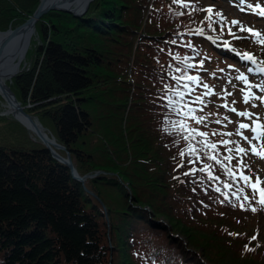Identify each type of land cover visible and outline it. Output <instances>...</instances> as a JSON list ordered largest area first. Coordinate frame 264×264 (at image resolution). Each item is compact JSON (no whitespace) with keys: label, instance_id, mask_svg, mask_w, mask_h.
<instances>
[{"label":"trees","instance_id":"obj_1","mask_svg":"<svg viewBox=\"0 0 264 264\" xmlns=\"http://www.w3.org/2000/svg\"><path fill=\"white\" fill-rule=\"evenodd\" d=\"M124 1L130 3L129 8L111 0H92L80 17L60 10L47 12L38 21L40 25L44 21H70L76 29L53 26L50 36L58 43L49 39L42 44L43 49L39 45L33 69L7 81L11 92L14 83L20 87H15L18 100L24 97L31 101L23 110L36 116L64 144L83 174L106 172H95L83 182L75 179L40 138L30 137L18 119L0 117V121L15 123L23 130L22 136L16 133V126L0 132V255H5L0 256V264H128L126 251L137 252L142 264H264V225L248 235L241 219L231 220L232 208L246 193L239 191V176L234 179L228 174L231 163L225 165L215 149L207 147L211 144L208 136L198 135L207 134V126L206 131L190 127L204 145L193 158L187 151L196 144L187 142L189 130L180 125L188 113L184 101L192 95L171 73L178 69L151 67L146 73L140 65L143 58L144 64L155 62V67H160L161 55L147 54L139 44L135 69L130 72L134 96L116 83L101 87L106 92L113 88L116 98L106 99L104 92L83 96L88 87L108 77L110 72L102 65L123 64L115 55L118 47L111 30L116 28L133 38L144 26L139 20L146 0ZM0 2V13L12 18L11 25L16 26L39 0H29L24 8L21 0ZM214 2L217 6L231 3ZM118 19L129 26L121 27ZM194 40L201 51H213L218 63L233 58L227 49L221 52L202 34L197 33ZM89 46L96 53L93 64L72 51L79 49L77 52L83 54ZM211 60L212 56L204 59ZM139 100L144 103L138 104ZM115 102L125 107L115 106ZM125 108H130L126 114ZM167 137L176 139L168 143ZM57 152L63 154L62 149ZM206 165L208 168L201 171ZM197 166L201 180L193 175L199 171ZM177 167L182 175L173 184ZM185 173L188 176H183ZM130 187L133 192V188L142 191L135 198L138 204L127 191ZM184 196H190V201H184ZM182 201L185 206H180ZM243 208L241 213L247 214L245 204ZM105 216L111 224V243L102 220Z\"/></svg>","mask_w":264,"mask_h":264},{"label":"rangeland","instance_id":"obj_2","mask_svg":"<svg viewBox=\"0 0 264 264\" xmlns=\"http://www.w3.org/2000/svg\"><path fill=\"white\" fill-rule=\"evenodd\" d=\"M111 1H113L114 4L119 7H130V3L124 0ZM214 1H211V3H207L208 0H185V3L188 6L183 7L180 4L174 3L173 0H146L147 4L142 7V13L139 20L144 23V26L142 29H137V33L135 34L138 35V37L136 36L133 38H128L123 34V32L116 31V28L111 30V35L118 47L115 55L117 58H120L123 61V64H108L106 66L105 64L102 65L107 71L110 72L108 74V77L105 80H103L102 78L103 82H100L98 85L93 84L92 86H90L91 88L88 87L85 90L86 93L83 96L85 98H89L91 96H94L95 94H101L102 92H104L103 94L106 99L110 100L112 98H116L115 95L112 94L113 88L107 92L106 90L101 89V87H107L108 84L111 83H116L122 86L123 88L127 89L129 95L134 96L136 94L135 83L130 78V72L131 70L135 69L134 64L136 62L138 53L136 48L140 47L138 46L140 44L147 49L144 50L147 54H156L157 58H160L161 55L162 66L160 67H155L157 64L155 62L147 65L144 64L143 62L145 61V58H143V62H141L140 65L145 67L146 73H148V70L151 69V67L156 69L166 67H172L173 69L176 68L178 69V71H172L171 73L173 74V76L180 78V83H182L185 87V90L192 95V97L188 95V98H186L184 101L185 108L187 109L188 113L183 116V124L186 125V127L181 129L190 130V127L194 126L196 129L206 131L204 127L207 126L208 133L206 136L209 137L210 143H214L216 145L215 151L222 157L225 165L228 164V162L231 163V169L234 173H236L237 178L239 176V171L241 170L239 165L237 164V161L242 159L244 164L247 165V167H244L242 169L244 174L251 177L253 181L255 180L256 176H259L261 180L264 181V159H260L252 155L251 152H249L247 155H241L235 152V148L237 145L245 148L249 147L248 142L244 140L240 135H237V128L240 123H247L250 125L248 129H240L244 136H247L250 139L256 135L251 131V127L254 126V120L258 121L260 125L264 126V100L260 99L261 97H264V82L262 81V77L256 74L255 68H247V60L241 65L238 63L236 64L232 59L227 58L221 59L222 61L218 63V56L213 51H210L209 49L201 51L200 49H198L199 43L194 40V36L197 34L198 29H203L202 36L204 35L208 39L212 38L215 40V43H220L224 46L227 42V45L231 46V49L237 56H243L244 53H249L263 64L264 44L256 42L255 38L252 37L248 32L240 31L239 25L231 24V21L237 20L235 19V17L239 16L238 10L236 8L232 10L231 8H227V10L225 11L223 8H221V6H217L216 2ZM245 1L249 4L257 0ZM257 3L262 4L264 2L263 0H259L257 1ZM36 4L33 5L34 10L32 11V13H29V15L25 17V20L22 21V23L26 22V19H29L32 16L38 6H36ZM27 5H29V0H21L22 8ZM1 6L2 2H0V8ZM35 6L36 8H34ZM224 6L233 7V5H230L228 3L224 4ZM195 7L196 9H194ZM209 7L212 8V21L206 19L209 13L204 11ZM170 11L173 12L166 14ZM178 11L183 14L176 15ZM216 12L221 13L222 18L216 17ZM226 13H229L230 16H226ZM163 14L165 15V18L167 20L162 19ZM11 19L12 18H4V15L0 13V29H3L5 25L11 21ZM117 21H119L121 27L126 28L127 26H129L124 23L123 19H118ZM239 22L240 25L254 28V30L264 35V25L262 22H253L255 24H252L249 18H246L245 16H243L242 20ZM155 23L158 24L159 27L152 25ZM209 24H211V26H209ZM53 26L60 27L62 29H69L71 31L73 29H76V25L74 23H71L70 21L62 23L58 20L44 21L42 25H40L37 21L35 28L40 34L44 42L43 44H45L49 39H52L53 42L56 41V43H58L59 40L57 38L50 36L51 31H53ZM10 27L14 26L10 25ZM8 28L9 26L4 30ZM229 28H231L232 32L235 33L236 36L242 38H233V35L229 34ZM217 38H219L221 41H217ZM173 41H175V43H173ZM222 45H219V47L222 48ZM41 46L42 45H40V47ZM38 48L39 46L36 49L35 59L37 58ZM41 48L43 49V47ZM72 51L76 52L77 54H81V56H84L85 59L88 58V64H93V62L95 61L94 56H96V53L90 48V46L87 47V49L82 50L84 52L83 54L77 52L79 51V49H72ZM207 56H212L213 60H211V63L204 61ZM176 60L180 61V63L176 62ZM189 65H191V67H189ZM85 69H88V67H86ZM189 76L196 77L197 79L189 80L187 79V77ZM240 76H243L246 79L247 83H245L244 80L239 79ZM205 84L209 86L208 89L204 87ZM13 85L14 90L12 92L18 100L16 89L20 90V87L16 86L15 83ZM162 88L165 89L164 84H162ZM209 89H211V94H206L209 92ZM245 94H249L250 96V99L247 103H245L244 100ZM198 97L199 99H197ZM143 98L144 97H142V99ZM19 100L18 101L21 106L29 108V104L31 102L29 99L23 97ZM4 101L6 100L3 96L0 95V117H4L6 119H16L13 114H6V112L4 111L6 108V103ZM142 103H144L143 100L138 101V104ZM131 104L132 103L130 102V105ZM114 105L125 107V104L122 102H115ZM232 108H235L236 112L231 111L230 109ZM129 109L130 108H125L124 114L128 113ZM137 109L141 110L139 107H137ZM243 111H246L251 115H237L238 112ZM40 114H42V110H40ZM201 117L203 119L198 123L197 119ZM12 126H16L18 128L16 132L18 135H23V130H21L15 123H7L4 119H1L0 121V132H5ZM53 127V124H50V128L53 129ZM27 130L30 133V137L34 136L35 138H39L35 133L31 132L29 129ZM47 132L51 134L50 136L54 137V135L48 129ZM12 133L13 135H15V132ZM228 133H231V135H228ZM180 134L182 133L180 132ZM187 137V139L189 140L187 141L188 143L194 141L196 144V148H193L194 152L190 153V157L193 158L198 155L201 146L204 145V141L199 136H194L190 132H188ZM175 139L176 138L167 137L166 141L168 143H171ZM225 140L230 141V143H222ZM55 141V145H58L60 146V148H62L63 154L61 155H64L62 157L67 158V155L71 157V160L75 165L74 168L81 179H84L87 176L92 177L95 175V172H106L103 170H95L83 174V169L79 168V165L70 155L69 150L65 149L66 147L64 146V144L59 142L58 140ZM252 143H264V135L261 136V139L259 141L253 140ZM228 149H232L233 151L229 152ZM180 151H184V148ZM229 156L232 157L231 161L226 159V157ZM104 163L107 164L106 161H104ZM179 169L180 167H177L174 171L176 175L174 176L173 182H171L173 184L175 183L176 178H180L182 175L180 174ZM198 170L199 171H195L193 175L195 178H197V180H201L199 167ZM89 173L91 174L87 175ZM183 176H188V174ZM240 185L241 189L245 191L246 197H248V199L244 200V198L240 196L239 199L241 200L237 201V206L235 207V209L232 208L231 210V220L238 221L241 219L242 225L248 227L246 230L248 232V235H253L255 231H259L260 228H262V225H264V208H262L261 205L257 202L259 200L258 193H255L253 189L242 180L240 181ZM261 187H264V182H262ZM184 188L187 189L188 186L185 185ZM133 189L135 192L132 191L131 187L128 188L127 191L129 195H132L134 199L136 197L139 198L142 191L140 189ZM95 197L99 200L97 196ZM188 199L190 201L191 197L184 196V201H187ZM134 201L136 203L137 199H135ZM184 201H182V204L180 206H185ZM100 204L104 211L107 210V208L101 201ZM241 204H245V206L247 207V214L241 213L243 209H246L242 208ZM251 208H255L257 210L253 212ZM257 213H262L263 216L259 218L257 217ZM184 215L186 217V213ZM173 218L174 220H176L175 217ZM189 218L191 217L189 216ZM102 220L103 222H106V227H104L105 230L108 231V240L109 243H111V224L109 223V219L106 216ZM250 222L252 225L250 224ZM262 229L264 230V226ZM261 242L264 243V237L263 239H261ZM0 256L4 257L5 255ZM125 258L128 264H142L137 252L126 251Z\"/></svg>","mask_w":264,"mask_h":264},{"label":"water","instance_id":"obj_3","mask_svg":"<svg viewBox=\"0 0 264 264\" xmlns=\"http://www.w3.org/2000/svg\"><path fill=\"white\" fill-rule=\"evenodd\" d=\"M50 1H52L51 5L47 6L41 4L42 0H40L36 10L29 19H26L27 20L26 22L14 27H10L11 25L10 22L8 29L0 30V76L13 77L15 75L33 69L36 49L39 45L43 44V40L40 34L38 33L37 29L35 28L36 25L35 22L42 13L49 11L51 8H57V9L60 8L63 9L64 11H70L75 16H79L86 12L92 0H76V1L50 0ZM86 1L87 3H85ZM74 2L76 3L73 5ZM1 92L5 94L4 86H2ZM4 97L8 103L14 104L11 105L13 111L16 110V105L18 103L15 102L16 100L15 95L11 92L8 97L7 96ZM27 118L29 119L28 121L31 122L30 121L31 117L27 116ZM56 146L59 149H62L60 148V146L58 145ZM46 148L52 153V155L58 161L66 164L70 169H72V172L74 173L75 177H79L74 168L73 162L72 164L68 163L69 159H71L69 155L66 156L67 158H63L57 152H55L52 147H49V145H47Z\"/></svg>","mask_w":264,"mask_h":264},{"label":"snow or ice","instance_id":"obj_4","mask_svg":"<svg viewBox=\"0 0 264 264\" xmlns=\"http://www.w3.org/2000/svg\"><path fill=\"white\" fill-rule=\"evenodd\" d=\"M174 3H178L180 4L181 6L183 7H187L188 5L185 3V0H173ZM245 0H241V3H244ZM249 9L253 12H255L257 15L261 16V17H264V6H262L261 3H256L255 5H251L249 4L248 5ZM204 11H206L207 13H209V15L206 17V19H208L209 21L212 20V8L209 7L207 9H205ZM183 13H176V15H182ZM215 16L216 17H220L222 18V14L219 13V12H216L215 13ZM231 24L232 25H239V30L242 31V32H248L252 37L255 38L256 42L260 43V44H264V35H262L260 32L254 30L253 28L251 27H246L244 25H240V22L238 20H233L231 21ZM209 26H211V24H209ZM197 33L198 34H202L203 33V29H198L197 30ZM229 34L230 35H233V38L235 39H241L242 37H238L235 35V33L232 32L231 28H229ZM173 43H175V41H173ZM191 46V45H189ZM225 46H228L227 45V42H226V45ZM243 58L244 59H248V60H252L253 62H255V58L249 54V53H244L243 54ZM189 67H191V65H189ZM261 71H264V68H261L260 69ZM187 79L189 80H196L197 78L196 77H192V76H189L187 77ZM239 79L241 80H244L245 83H247L246 79L243 77V76H240ZM204 87L206 89L209 88V86L207 84L204 85ZM206 94H211V89H209V92L206 93ZM230 95V93H229ZM199 99V97L197 98ZM250 99V96L249 94H245V97H244V100H245V103L248 102V100ZM261 100H264V97H261L260 98ZM227 106V105H225ZM231 111L233 112H236V109L235 108H232L230 109ZM237 115L239 116H250L251 114L246 112V111H243V112H238ZM203 118H198L197 119V122L199 123ZM253 127H251V131L254 132L256 135L253 136L251 139L247 136H244V134L240 131V129H248L250 127L249 124L247 123H240L238 125V128H237V135H240L244 140H246L249 144V147L248 148H245V147H242L240 145H237L236 148H235V152L237 154H241V155H247L249 152H251L252 155L260 158V159H264V143H260V144H255V143H252L253 140H257L259 141L261 139V136L264 135V126L260 125V123L258 121H253ZM181 128H185L186 125H184L183 123H181L180 125ZM196 130L195 129H191L189 130V132H195ZM198 135L200 136H206L207 134L206 133H203V132H199ZM228 135H231V133H228ZM188 137H185V139H187ZM222 143L224 144H228L230 143V141H223ZM207 147L209 148H212V149H215L216 145L213 143V144H207ZM187 151L189 152H194V149L190 146ZM229 152L233 151L232 149H228ZM184 155V152H181V156ZM210 159H213V160H216V157L215 156H210L209 157ZM226 159H228L229 161H231L232 157L229 156V157H226ZM217 163H220V161H217ZM237 164L239 165L240 167V171H239V178L244 181V183H246L247 185H249L253 191L255 193H258L259 195V200L257 201L262 208H264V187H261V184L262 181L261 178L259 176H256L255 177V180L253 181L251 177H249L248 175H245L244 172H243V168L244 167H247L246 164H244L243 160H239L237 161ZM208 168V166L206 165L205 168L201 169V171H205L206 169ZM228 171V174L233 176V178L235 179L236 177V173L233 172V170L231 168H228L227 169ZM185 175H187V173H185ZM226 187H230V185H225ZM217 191H219V189H217ZM239 191H243V189H239ZM245 200L248 199V197H244ZM241 207L243 208L244 207V204H241ZM251 210L253 212H255L257 209L255 208H251ZM231 234V233H230ZM252 239H256L255 236L252 237ZM245 249H247V245H245Z\"/></svg>","mask_w":264,"mask_h":264},{"label":"bare ground","instance_id":"obj_5","mask_svg":"<svg viewBox=\"0 0 264 264\" xmlns=\"http://www.w3.org/2000/svg\"><path fill=\"white\" fill-rule=\"evenodd\" d=\"M57 1V0H56ZM63 1H65V0H63ZM73 1H76V0H73ZM51 3H52V1H50V0H42V2H41V4H43V5H47V6H49V5H51ZM66 3V2H65ZM76 2H74L73 3V5L75 4ZM85 3H87V1L85 2ZM88 4H89V2H88ZM219 6H221V8H223L225 11L227 10V8H229V7H227V6H224L223 4H221V5H219ZM52 10H60V11H64L63 9H60V8H51L49 11H52ZM49 11H47V12H49ZM47 12H45V13H42L41 15H40V17L36 20V22L37 21H39L41 18H42V16L43 15H45ZM65 12H68V13H71L70 11H65ZM71 14H73V13H71ZM74 15V14H73ZM226 16H230V14L229 13H226ZM243 17V16H242ZM242 17H240V16H238V17H235V19H237L238 21H241L242 20ZM36 22H35V24H36ZM228 53H230L229 51H228ZM14 77V76H13ZM13 77H6V76H0V95L1 96H9L10 95V93H11V91H9L10 89H9V87H8V85H7V81H11L12 80V78ZM2 86H4V90H5V94H3V92H1L2 91ZM9 89V90H8ZM3 94V95H2ZM3 96V97H4ZM4 99H5V97H4ZM6 100V99H5ZM6 104H5V112H6V114H13L15 117H16V119H18L22 124H24V126L27 128V129H29L31 132H33V133H35L40 139H41V141L43 142V144H45L46 146L47 145H49V147H52L56 152H57V149H59L56 145H55V143H56V139L53 137V136H50L51 134H49L48 132H47V129L42 125V123L39 121V119L36 117V116H34V117H31L29 114H27L24 110H23V107L21 106V104H19V101L16 99L15 100V102L16 103H18L17 105H16V110L20 113H18L16 110H14L13 111V109H12V107H11V105H14L13 103H8L7 101H4ZM4 112V113H5ZM27 116H30L31 117V122H29L28 120V118H27ZM37 129V131H36V129L34 128V127ZM45 139V140H44ZM45 141H46V143H45ZM58 153V152H57ZM68 163H70V164H72V160L71 159H69V161H68ZM70 169V168H69ZM70 172H71V174H72V176L75 178V179H77V180H79V181H81V182H83L84 181V179H81V178H79V177H75L74 176V173L72 172V169H70Z\"/></svg>","mask_w":264,"mask_h":264}]
</instances>
